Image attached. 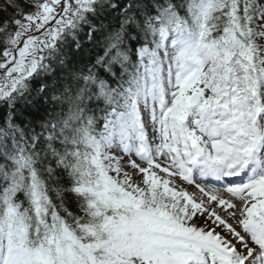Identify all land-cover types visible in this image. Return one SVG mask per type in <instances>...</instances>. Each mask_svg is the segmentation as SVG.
I'll list each match as a JSON object with an SVG mask.
<instances>
[{
	"label": "snow or ice",
	"instance_id": "6c2138e0",
	"mask_svg": "<svg viewBox=\"0 0 264 264\" xmlns=\"http://www.w3.org/2000/svg\"><path fill=\"white\" fill-rule=\"evenodd\" d=\"M0 12V264H264V0Z\"/></svg>",
	"mask_w": 264,
	"mask_h": 264
},
{
	"label": "rangeland",
	"instance_id": "374dc122",
	"mask_svg": "<svg viewBox=\"0 0 264 264\" xmlns=\"http://www.w3.org/2000/svg\"><path fill=\"white\" fill-rule=\"evenodd\" d=\"M129 170H130V169H129ZM133 178H134V179H138L137 176H134ZM176 183H177L178 185H181V186L187 188V190H188L189 192H193V193H196L197 195H199V193L196 191V189L193 188V186H191V185H187V184H184V183H183L182 181H180L179 179H177ZM225 195H226V194H225Z\"/></svg>",
	"mask_w": 264,
	"mask_h": 264
},
{
	"label": "trees",
	"instance_id": "16d2710c",
	"mask_svg": "<svg viewBox=\"0 0 264 264\" xmlns=\"http://www.w3.org/2000/svg\"><path fill=\"white\" fill-rule=\"evenodd\" d=\"M3 3H4V0H0V6H3ZM11 12H12V9L9 8L8 9V13L11 14ZM3 18H5V13L4 12H0V19H3Z\"/></svg>",
	"mask_w": 264,
	"mask_h": 264
}]
</instances>
